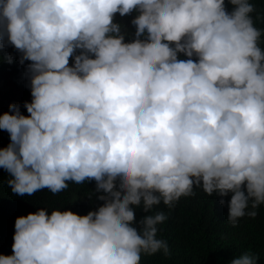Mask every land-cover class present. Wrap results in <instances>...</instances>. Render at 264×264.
I'll list each match as a JSON object with an SVG mask.
<instances>
[{
    "label": "clouds",
    "instance_id": "obj_1",
    "mask_svg": "<svg viewBox=\"0 0 264 264\" xmlns=\"http://www.w3.org/2000/svg\"><path fill=\"white\" fill-rule=\"evenodd\" d=\"M0 0V51L26 65L0 168L19 196L95 181V210L15 219L0 264H140L169 254L158 225L202 188L227 220L264 204V49L249 0ZM135 13L134 33L115 22ZM259 19V17H257ZM183 54L184 58H181ZM194 57V58H193ZM11 63L12 57H7ZM71 61V62H70ZM91 195V193H89ZM147 215L136 221L135 207ZM138 224L139 227L133 226ZM249 252L230 264H256Z\"/></svg>",
    "mask_w": 264,
    "mask_h": 264
},
{
    "label": "trees",
    "instance_id": "obj_2",
    "mask_svg": "<svg viewBox=\"0 0 264 264\" xmlns=\"http://www.w3.org/2000/svg\"><path fill=\"white\" fill-rule=\"evenodd\" d=\"M254 4L251 13L255 26L264 30V0H249ZM228 11L234 7L225 0ZM135 13L121 17L118 13L115 22L127 29L126 41L131 39L134 26L131 20ZM259 17V19H257ZM261 48L264 49V31L261 36ZM12 57L9 63L7 57ZM181 58L183 54H180ZM20 53L11 45L0 51V113L9 110V104L20 105V110L27 115L24 102L31 100L26 65L19 62ZM194 58V57H193ZM71 62V61H70ZM9 143V134L0 130V147ZM9 173L0 168V254L11 255L14 224L18 216L35 212L37 208L70 209L80 215L103 203L96 199L95 181L84 184L69 182V187L53 195L47 189L32 195L14 194L7 181ZM195 195L181 197L175 207L169 210L163 203L154 206L153 211H164L168 218L158 225V238L165 239L169 245V254L159 251L153 255H141L140 264H230L231 260L249 252L257 256L256 264H264V204L256 209L255 218L244 216L232 225L227 220L228 200L231 193L224 196L225 203L217 194L209 196L202 188H194ZM91 193V195H89ZM136 221L146 213L142 206L135 207ZM133 226L139 227L138 224Z\"/></svg>",
    "mask_w": 264,
    "mask_h": 264
}]
</instances>
